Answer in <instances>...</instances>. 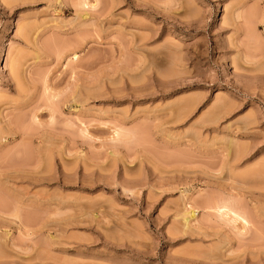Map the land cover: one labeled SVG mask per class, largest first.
Instances as JSON below:
<instances>
[{
	"label": "rangeland",
	"instance_id": "374dc122",
	"mask_svg": "<svg viewBox=\"0 0 264 264\" xmlns=\"http://www.w3.org/2000/svg\"><path fill=\"white\" fill-rule=\"evenodd\" d=\"M0 99V264H264V0H0Z\"/></svg>",
	"mask_w": 264,
	"mask_h": 264
},
{
	"label": "bare ground",
	"instance_id": "6f19581e",
	"mask_svg": "<svg viewBox=\"0 0 264 264\" xmlns=\"http://www.w3.org/2000/svg\"><path fill=\"white\" fill-rule=\"evenodd\" d=\"M239 17H240V16H239ZM54 96H55V95H54ZM0 100H1V99H0ZM16 121H17V120H16ZM11 122H12V121H11ZM17 123H18V122H17ZM3 128H4V127H3ZM3 128H1V129H3ZM6 133H10V131H9V132H6ZM0 138H1V137H0ZM26 141H28V140H26ZM27 143H28V142H27ZM27 143H26V144H27ZM24 148H25V147H24ZM45 148H46V147H45ZM27 151H28V150H27ZM44 151H45V150H44ZM44 151H43V152H44ZM11 154H12V153H11ZM45 155H46V154H45ZM49 156H50V155H49ZM21 158H22V157H21ZM48 159H49V158H48ZM28 160H30V159H28ZM22 161H24V160H22ZM7 162H8V161H7ZM14 163H15V162H14ZM61 165H62V164H61ZM4 166H5V165H4ZM6 181H7V180H6ZM0 197H1V196H0ZM1 201H2V198H1ZM3 201H4V200H3ZM224 205H225V204H224ZM11 206H12V205H11ZM11 206H10V207H11ZM222 206H223V204H222ZM225 206H226V205H225ZM0 207H1V206H0ZM223 207H224V206H223ZM227 207H228V206H227ZM227 207H225V208H227ZM229 207H230V206H229ZM14 208H15V207H14ZM225 208H224V209H225ZM218 209H219V208H218ZM230 209H231V208H230ZM230 209H229V210H230ZM10 210H11V209H10ZM226 210H227V209H226ZM233 210H235V209H233ZM231 211H232V209H231ZM191 212H192V211H191ZM232 212H233V211H232ZM23 216H24V215H23ZM192 216H193V215H191V217H192ZM1 244H2V243H1Z\"/></svg>",
	"mask_w": 264,
	"mask_h": 264
}]
</instances>
